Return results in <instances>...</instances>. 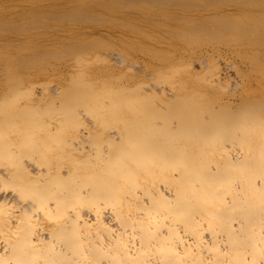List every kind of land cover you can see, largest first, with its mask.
<instances>
[{
	"label": "bare ground",
	"instance_id": "obj_1",
	"mask_svg": "<svg viewBox=\"0 0 264 264\" xmlns=\"http://www.w3.org/2000/svg\"><path fill=\"white\" fill-rule=\"evenodd\" d=\"M0 264H264V0H0Z\"/></svg>",
	"mask_w": 264,
	"mask_h": 264
},
{
	"label": "rangeland",
	"instance_id": "obj_2",
	"mask_svg": "<svg viewBox=\"0 0 264 264\" xmlns=\"http://www.w3.org/2000/svg\"><path fill=\"white\" fill-rule=\"evenodd\" d=\"M218 61L220 62L221 68L224 70L223 72L226 71V73L230 74L233 78H234V71L232 72L230 69H227V65H226V59H222V58H218Z\"/></svg>",
	"mask_w": 264,
	"mask_h": 264
}]
</instances>
